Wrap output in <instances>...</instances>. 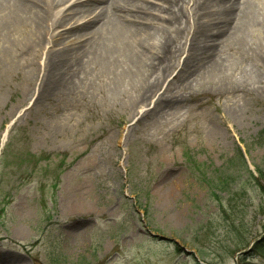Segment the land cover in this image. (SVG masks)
I'll use <instances>...</instances> for the list:
<instances>
[{
	"label": "rangeland",
	"instance_id": "rangeland-1",
	"mask_svg": "<svg viewBox=\"0 0 264 264\" xmlns=\"http://www.w3.org/2000/svg\"><path fill=\"white\" fill-rule=\"evenodd\" d=\"M249 71V87L233 76L160 111L95 81L70 93L73 72L7 78L0 264H264V179L251 175L264 171V90Z\"/></svg>",
	"mask_w": 264,
	"mask_h": 264
},
{
	"label": "bare ground",
	"instance_id": "bare-ground-1",
	"mask_svg": "<svg viewBox=\"0 0 264 264\" xmlns=\"http://www.w3.org/2000/svg\"><path fill=\"white\" fill-rule=\"evenodd\" d=\"M186 4L0 0V97L15 74L45 80L73 72L70 93L95 81L104 97L117 96L130 110L152 103L160 111L178 106L194 89L226 86L233 76L249 87L239 74L245 63L264 90V0Z\"/></svg>",
	"mask_w": 264,
	"mask_h": 264
},
{
	"label": "trees",
	"instance_id": "trees-1",
	"mask_svg": "<svg viewBox=\"0 0 264 264\" xmlns=\"http://www.w3.org/2000/svg\"><path fill=\"white\" fill-rule=\"evenodd\" d=\"M261 137L263 138L264 137V130L263 132L261 133ZM239 154L241 157H243V152L241 150V148H239L238 150ZM257 172H258V178H256L252 173V178L254 180L255 183H257V181L259 182L260 180H263L264 179V171H262L261 169H257ZM228 178H225L223 183L227 184L228 185ZM255 188L259 187L258 185H254ZM254 253H257V254H264V239H261L260 241H258L256 244H255V247H254V250H253Z\"/></svg>",
	"mask_w": 264,
	"mask_h": 264
},
{
	"label": "water",
	"instance_id": "water-1",
	"mask_svg": "<svg viewBox=\"0 0 264 264\" xmlns=\"http://www.w3.org/2000/svg\"><path fill=\"white\" fill-rule=\"evenodd\" d=\"M161 240H165V238H161Z\"/></svg>",
	"mask_w": 264,
	"mask_h": 264
}]
</instances>
